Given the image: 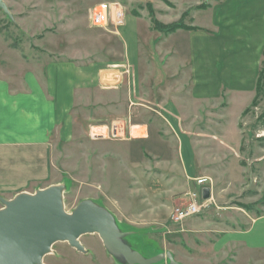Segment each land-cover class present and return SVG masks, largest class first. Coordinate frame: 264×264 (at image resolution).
Wrapping results in <instances>:
<instances>
[{
    "label": "rangeland",
    "instance_id": "374dc122",
    "mask_svg": "<svg viewBox=\"0 0 264 264\" xmlns=\"http://www.w3.org/2000/svg\"><path fill=\"white\" fill-rule=\"evenodd\" d=\"M3 1L9 15L0 8V59H26L33 67L59 58L95 62L105 70L123 72V20L133 18L139 25L138 97L120 91L122 78L112 89L116 91L107 95L113 105L107 107L111 108L108 113L101 104L105 94L85 91L73 112L71 138L54 152L55 177L44 188H61L63 210L71 213L79 203L90 202L108 214L119 238L144 257L169 253L177 264H264L263 254H247L238 246L216 248L224 232L244 229L252 216L264 213V79L261 92L247 99L243 109L244 99L225 94L195 101L184 98L183 89L167 92L168 84L174 82L164 74L155 54V44L168 34L158 27L206 26L211 8L221 0ZM97 7L106 8L104 25L92 19ZM123 94L132 106L124 123H131L133 135L140 134V122L148 124L151 144L156 139L153 153L162 149L157 156L146 150L143 140L119 134ZM168 107L175 108L173 113L168 114ZM111 117L119 120L110 122ZM169 118L178 127L169 126ZM106 125H112L108 136ZM92 127L104 130L106 136H92ZM183 148L195 156L194 178L184 175ZM201 177L207 178L205 187L211 191L206 206L179 224L171 223L173 208L186 205L194 193L196 202L202 201L195 184ZM44 188L37 185L31 194ZM78 241L84 251L67 241L54 242L41 264H128L96 233L82 234ZM155 264L170 262L165 258Z\"/></svg>",
    "mask_w": 264,
    "mask_h": 264
},
{
    "label": "crops",
    "instance_id": "0c3cea01",
    "mask_svg": "<svg viewBox=\"0 0 264 264\" xmlns=\"http://www.w3.org/2000/svg\"><path fill=\"white\" fill-rule=\"evenodd\" d=\"M123 23V72L74 59H47L34 67L26 59L17 62L0 59V201L10 200L20 193L31 194V189L37 185L38 188L52 185L56 173L54 152L71 138L73 112L79 108L85 91L95 94L101 91L106 95L101 103L106 106L105 112L111 111L107 107H113L107 95L116 91L112 89L122 78L120 91L126 95L130 92L132 98L138 97L141 64L136 58V41L140 29L133 18L128 17ZM193 26L195 29L164 34V41L155 44L162 70L174 82L168 84L167 92L183 89L186 91L183 97L195 101L217 99L225 94L230 99H244L242 109L245 108V101L255 94L264 51V0H221L211 8L208 25ZM124 94L123 122H120L123 129L118 132L143 140L146 150L153 153L156 139L151 144L149 125L140 122V134L133 135L131 123H124L132 110ZM172 109L168 107V114L173 113ZM114 120L119 118H110V122ZM171 120L169 118L167 124L178 127ZM104 127L108 136L112 125ZM103 131L92 127L91 135L106 136ZM157 142L155 144L160 145ZM161 150L158 147L154 157ZM181 161L186 178L196 177L194 154L184 149ZM227 246L241 247L247 254L264 255V213L252 216L244 229L224 232L217 239L216 248Z\"/></svg>",
    "mask_w": 264,
    "mask_h": 264
},
{
    "label": "water",
    "instance_id": "95a60500",
    "mask_svg": "<svg viewBox=\"0 0 264 264\" xmlns=\"http://www.w3.org/2000/svg\"><path fill=\"white\" fill-rule=\"evenodd\" d=\"M0 8L9 15L3 0ZM210 196V188L203 187L201 199L206 201ZM1 203L0 264H41L56 241H67L71 247L84 251L78 238L85 233H96L104 245L115 250L128 264H155L165 258L170 264H177L169 253L144 257L133 251L111 228L108 214L88 201L66 213L58 186L32 194L20 193L10 200L1 199Z\"/></svg>",
    "mask_w": 264,
    "mask_h": 264
},
{
    "label": "built area",
    "instance_id": "2783aa9c",
    "mask_svg": "<svg viewBox=\"0 0 264 264\" xmlns=\"http://www.w3.org/2000/svg\"><path fill=\"white\" fill-rule=\"evenodd\" d=\"M106 12L107 11H106L105 7L95 8L94 11L92 12V19H93L94 23L104 25L105 18H106ZM207 182H208V180L205 177L195 179V184L199 188V192H201V189L203 187H205ZM195 197H196V193L193 194L192 200L190 202H188L186 205H184L182 207L173 208L171 215H170L171 223L179 224L182 221H184L185 219H188V218L198 214L200 209L202 207L206 206L205 202H207V201L202 200L200 202V203H202V205H200V203L196 202Z\"/></svg>",
    "mask_w": 264,
    "mask_h": 264
},
{
    "label": "trees",
    "instance_id": "16d2710c",
    "mask_svg": "<svg viewBox=\"0 0 264 264\" xmlns=\"http://www.w3.org/2000/svg\"><path fill=\"white\" fill-rule=\"evenodd\" d=\"M158 28H159V31H165L167 33H172L178 29H185V30L195 29V27H192V28L184 27L180 23L162 26V27H158ZM263 79H264V67H262L260 69L257 80H256L255 97L261 92L262 88L264 89V86H262V88H261V83H262Z\"/></svg>",
    "mask_w": 264,
    "mask_h": 264
}]
</instances>
